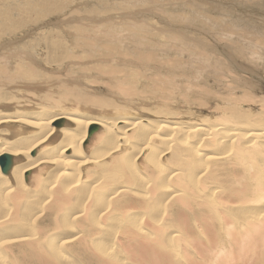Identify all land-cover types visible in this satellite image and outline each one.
<instances>
[{
	"label": "bare ground",
	"instance_id": "6f19581e",
	"mask_svg": "<svg viewBox=\"0 0 264 264\" xmlns=\"http://www.w3.org/2000/svg\"><path fill=\"white\" fill-rule=\"evenodd\" d=\"M15 1L5 5L6 9L0 10V21L6 29L7 26L13 28V25L20 29L24 22L20 14L16 15L18 17H11L12 13L9 15L11 6H15L18 11H28L29 8L26 0ZM22 1L24 3H20ZM49 1L37 0V3H32L34 9L38 10L37 13H49L52 10ZM75 31L77 35L80 30L76 28ZM7 33L11 35L13 32ZM40 41L43 42L44 48L52 46L53 49L59 48L58 40L54 43L43 39L42 36ZM78 42L83 49L86 40L78 39ZM27 43L28 41L23 43L20 48L5 46L0 50V155L8 153L12 156V166L8 173L0 172V207L6 205L0 212V224L7 223L12 214L10 221L15 220L18 212L29 216V224H27L30 225L31 230L27 231L24 228L27 232L22 230L23 234L12 235L14 239H22L19 240L20 243L24 240L22 247L23 253L26 254L23 255H26L27 259L35 260L38 264H54L52 259L58 256L52 258L56 253H53L52 245L51 250L50 247H44V237L47 236L43 235V230L38 225L40 221L43 224H50L55 219L53 220V214L49 212L54 213L70 205L78 210L74 211L73 207L71 208L73 211L69 215L72 216L69 224L76 216H81L78 217L81 219L87 212L91 214L89 216L96 217L93 224L84 226V223L80 222L83 225L81 230L75 231L74 234L72 231V234L66 237L70 243L75 240H78L79 244L84 243V248H87L88 241L96 242L103 239L101 233L97 237L96 234L91 236L89 234L92 230H96V233L100 232L108 217L127 223V226L121 225L120 232L115 230L117 233L115 243L118 248L121 251L125 247L129 250L139 249L138 251L147 259L143 255L141 257L150 264H169L172 259L177 264H264L263 114L259 113L257 120L248 118L233 101L223 109L220 122L216 120L217 123L213 125L197 123L198 125L190 126L184 125L186 122L182 124L164 119L167 115L164 120L144 114L136 119H130L129 116L119 113L121 111L114 113L107 110L102 112L100 110L99 113L78 111V113L50 110L48 105L47 108L40 107L41 103L36 105L33 102V99L39 98L40 94H37V89L31 86L50 78L53 80L54 76L44 73L46 68L42 71L43 74H40L36 67L39 61L36 56L30 61L21 59V55L19 59L15 57L13 61L3 60L4 57L11 56V52L24 50L20 52L24 53ZM55 62L62 63V59L52 58L46 63ZM44 74L47 76L44 77ZM109 78L115 83L118 82L115 75ZM47 95L48 91L45 96ZM96 107L97 104L86 106L93 111ZM77 108L80 110L79 105ZM59 120L62 121V125L54 126V122ZM148 122L150 125L147 124ZM90 125L99 128L86 144L88 142L86 128ZM228 125L232 128L228 129ZM156 142L160 143L158 144L161 146L160 149L156 148ZM126 148L129 149L128 154L123 155ZM165 155L169 157V160L166 159L169 161L168 165L160 158ZM145 158H148L150 163H144ZM141 163L145 164L147 170L154 166L153 170L157 175L153 173V176H149L143 172L145 168L141 167ZM25 172L31 174L26 181ZM46 177H49L47 178L49 182L42 180ZM81 184L85 185L87 191L82 195L74 194ZM42 186L45 187L43 193L40 192ZM106 187H110L107 192L102 190ZM35 197L37 202L33 204ZM148 202L156 212L154 216L141 215L142 212L139 210H128L136 205L144 208L149 204ZM115 205L120 208L125 207L127 210L118 211L120 209L116 210ZM158 210H160L159 217ZM189 215L196 222L195 231L189 229L191 234L185 232L183 227L188 222L186 218ZM84 219L86 220V217ZM131 222L133 226L130 225ZM54 223L57 226V222ZM189 223L192 225L191 221ZM79 224L77 227L75 225L76 229L81 226ZM118 228L120 227H115ZM170 228H176L177 233L171 234L173 230ZM2 231L0 227V233ZM107 233L106 236L103 234L104 237H108ZM2 237L4 235L0 236V255L3 257V254L8 253L7 247L12 240L8 239L10 236L1 240ZM170 239L175 240L174 244L172 242L173 245L168 244ZM162 243L165 244L162 246ZM11 248L13 247L8 250L11 251ZM98 248L104 250L106 247L98 242ZM127 249L125 251L128 253ZM21 250L19 249L20 253ZM75 252L80 253L77 250ZM14 253L15 256L19 254ZM63 254L65 256V253ZM61 255L59 253L58 258ZM93 255L95 254L91 255L94 264H121L112 262L109 254L102 255L99 260L97 254L96 257ZM136 259L138 263L139 260L142 261L141 258ZM182 259L184 261H181ZM55 260L58 261L57 258ZM5 262L1 260L0 264ZM22 262L24 260L21 264Z\"/></svg>",
	"mask_w": 264,
	"mask_h": 264
},
{
	"label": "rangeland",
	"instance_id": "374dc122",
	"mask_svg": "<svg viewBox=\"0 0 264 264\" xmlns=\"http://www.w3.org/2000/svg\"><path fill=\"white\" fill-rule=\"evenodd\" d=\"M24 1L20 3H24ZM26 1L28 4L30 3L27 4L30 12L18 11L15 6H11L9 12V15L12 13L11 17H18L17 14L22 17L24 22L20 29L15 28V25H13V28L7 26L6 29L0 21V33L2 34L0 35V50H3L2 48L5 46L6 48H20L23 43L28 41L25 44L24 53H20L24 50L11 52V56L4 57L3 60L13 61L15 57L18 58L21 55V59L30 61L34 60V56H36L39 60L36 67L40 74H43L42 71L46 68L44 73L54 76L53 80L50 78L45 82H39L31 86L33 89H37V94H40L38 100L33 99L34 104L41 103L40 107H49L50 110L66 112L79 111L80 113L87 111L99 113L100 110L101 112L107 110L112 113L121 111L119 113H123L126 117L129 116L130 119H136V117L144 114L150 115L154 119L172 120L182 122V124L186 122L184 125L190 126L198 124L213 125L217 121L220 122L223 109L233 101L248 118L257 120L259 113L264 115V0H53L52 2L50 0L52 10L49 13H37L38 10L34 9L33 4L37 3V0ZM15 2V0H0V10L6 9L5 5ZM183 16H187V18ZM76 28L80 30L77 35ZM5 31L13 33L9 35ZM42 36L43 39L50 42L55 43L58 40V50L53 49L54 46L44 48L43 42L40 41ZM78 39L86 40L83 49ZM66 53H68V57H66ZM64 55L65 57H63ZM51 57L54 60L62 59V63H46L47 60H52ZM46 71H49V73ZM47 75L44 74V77ZM112 75L118 78L117 83L109 78ZM18 85L21 86L19 83ZM46 91H48L47 96H45ZM105 102L109 105H106ZM87 104H97L99 108L96 107L97 109L95 108L93 111V109L86 108ZM46 105L48 106L46 107ZM76 105L80 106V110ZM147 124L150 125L149 122ZM230 128L232 127L228 125V129ZM92 137H86L88 140L86 144L89 143ZM158 144L160 143L156 142V148L160 149L161 146ZM128 151L129 149L126 148L123 155L128 154ZM131 157H133V154ZM160 158H162V161L164 159L163 162L168 165V155ZM143 162L150 163L148 158H145ZM141 167L145 168L142 171L149 176H153V173L157 175V172L153 170L154 166L151 167L152 169L147 170L145 164L141 163ZM29 178L30 176H28V180ZM47 178L49 177L42 180L49 182L50 180H47ZM140 178L142 177L140 176ZM43 186L42 189L40 188L41 193L45 191ZM109 188L106 187L102 190L107 192ZM86 191L85 185L81 184L74 194L82 195ZM35 202H37L36 197L33 204H36ZM148 205L144 208L136 205L133 208H128V210H139L142 212L141 215L154 216L155 210L152 209L151 203ZM5 207L6 205L0 207V212ZM72 207L67 205L60 211L49 212L53 214V220L56 221L54 220L50 224H43L40 221V225H38V227L41 226L43 235L46 234L47 236L44 237V247H50L51 250L52 245L53 253L56 252L52 255V258L55 255L59 257V253L62 254L60 258L56 257L58 261L55 260L56 258H51L54 264H94L92 254H95L93 257L98 255V260L99 257H103L102 255L109 254V259L114 263H149L145 260L147 259L145 255L139 252V249L130 248L129 250L125 247L121 251L115 243L117 236L115 230H121V225L127 226L125 221H117V219H108L107 217L103 225L104 230L101 229L100 232H97L98 235L96 230H92L89 234L90 236L96 234L95 237H97L101 233L100 236H102L103 239L101 240L103 241H88L87 248H84V243V245L79 244L78 240L70 243V240L66 237H69L72 231L74 234L75 231H80L83 225L93 224L96 221V217L89 216L91 214L87 212L85 213L86 216H83L86 217V220L83 217V220L82 218L79 219L81 216L78 215L69 224V220L72 218V216H69L70 213L73 210H78L74 207L71 210ZM114 208L116 210L120 209L118 211L127 210V208H120L117 205ZM159 212L160 210L157 211L158 217ZM12 215L8 218L7 223L0 224L3 230L0 236L4 235L1 240L7 239L8 236H10L8 237L9 240H14L9 242L10 244L7 247L9 249L12 246V252L7 249L8 253L3 254V257L0 255V261L2 260L4 263L8 259V264H13V262L21 264V261L24 260L22 264H35V260L31 261L26 258V255H23L26 254L23 253L24 249L22 247L24 240L20 243L19 240L22 239H14V236H12L23 234L29 231L28 229L31 230L30 225H28L29 216L18 212L15 220L10 221ZM38 219L40 220L41 216ZM186 219L188 222L183 227L185 232L191 234L189 229L195 231L196 222L190 215ZM189 221L192 222V225ZM54 222H57V226ZM80 222L84 224L82 225ZM132 222L130 225H132ZM135 223H137L136 220ZM78 224L81 226L76 229ZM25 225L27 226L25 227ZM188 225L192 228H189ZM108 227L110 228L108 229ZM115 227L120 228L115 229ZM170 229L173 230L171 234L177 233L176 228ZM22 230H24L23 233ZM106 233L108 237H104ZM61 234L64 235V238ZM59 239L61 241H58ZM174 239H170L168 244L173 245L175 243ZM98 242L106 247V250H100ZM165 243L161 245L163 246ZM90 246H92L91 249H89ZM192 246L194 245L192 244ZM57 247H60L61 250ZM19 249H22V253ZM94 249L96 250L93 251ZM126 249L128 253L125 251ZM76 250L80 253H76ZM14 252L19 253L18 256H15L16 253ZM63 253H65V256ZM6 254L9 255L6 256ZM136 254L140 255L137 257ZM136 258H141L142 261L139 260L138 263ZM181 261H184V259ZM6 262L5 264H7ZM169 264H177V262L172 259Z\"/></svg>",
	"mask_w": 264,
	"mask_h": 264
},
{
	"label": "water",
	"instance_id": "95a60500",
	"mask_svg": "<svg viewBox=\"0 0 264 264\" xmlns=\"http://www.w3.org/2000/svg\"><path fill=\"white\" fill-rule=\"evenodd\" d=\"M61 123H62L61 120L56 121V122H54V126L60 127V125H62ZM97 129H98V126L90 125L88 127L86 137L87 138L91 137L94 134V132H96ZM32 154H34V153L32 152ZM11 166H12V156L8 153L1 154L0 155V171H1V173L7 174L8 171L10 170ZM28 174H29V172L24 173V180L25 181L27 180Z\"/></svg>",
	"mask_w": 264,
	"mask_h": 264
}]
</instances>
